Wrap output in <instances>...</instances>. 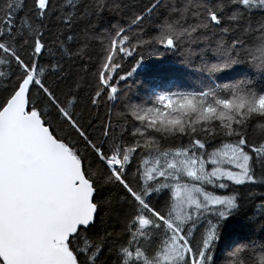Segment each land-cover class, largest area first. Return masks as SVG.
Here are the masks:
<instances>
[{
    "label": "snow or ice",
    "instance_id": "1",
    "mask_svg": "<svg viewBox=\"0 0 264 264\" xmlns=\"http://www.w3.org/2000/svg\"><path fill=\"white\" fill-rule=\"evenodd\" d=\"M0 264H264V0H0Z\"/></svg>",
    "mask_w": 264,
    "mask_h": 264
},
{
    "label": "trees",
    "instance_id": "2",
    "mask_svg": "<svg viewBox=\"0 0 264 264\" xmlns=\"http://www.w3.org/2000/svg\"><path fill=\"white\" fill-rule=\"evenodd\" d=\"M179 58V54L177 53L175 56H168L163 58L162 60H158L157 58H149L148 61L142 66L141 69L138 70L135 76L136 89L138 92H143L145 90V85L156 86V82L152 79L154 74L157 72V69L171 64L173 60H177ZM131 63V60L125 62V67Z\"/></svg>",
    "mask_w": 264,
    "mask_h": 264
}]
</instances>
